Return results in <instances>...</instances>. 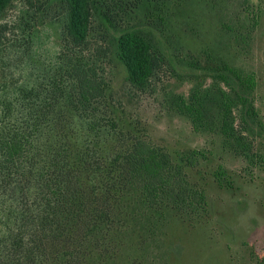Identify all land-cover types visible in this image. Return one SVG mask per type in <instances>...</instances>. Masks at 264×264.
<instances>
[{
	"label": "rangeland",
	"instance_id": "1",
	"mask_svg": "<svg viewBox=\"0 0 264 264\" xmlns=\"http://www.w3.org/2000/svg\"><path fill=\"white\" fill-rule=\"evenodd\" d=\"M107 2L116 6L120 26L152 33L161 65L145 87H135L114 54V33L96 19L82 56L108 84V98L171 154L205 196L192 211L166 210L161 224L145 216L134 220V200H126L127 224L112 240H96L94 264H264V0ZM69 14L66 0H9L1 11L0 136L27 114L24 86L46 68L56 75L64 71ZM221 61L255 74L256 120L244 123L241 106L233 110L240 145L213 128L196 129L175 104L195 90L216 92L219 84L227 89L209 69ZM192 150L199 152L196 160L185 157ZM5 182L0 178V195L12 189ZM10 200L0 196V236L10 226Z\"/></svg>",
	"mask_w": 264,
	"mask_h": 264
},
{
	"label": "trees",
	"instance_id": "2",
	"mask_svg": "<svg viewBox=\"0 0 264 264\" xmlns=\"http://www.w3.org/2000/svg\"><path fill=\"white\" fill-rule=\"evenodd\" d=\"M66 1L64 71L56 75L46 68L24 86L21 106L29 104L27 114L9 122L0 136V178L12 184L0 196L14 199L5 212L10 226L0 236V264H94L96 240H112L127 224L126 200H134V220L145 216L155 224L168 209L192 211L204 203L203 191L108 98V84L82 56L96 19L114 33V54L127 79L142 88L163 60L152 33L120 26L116 6L107 0ZM8 2L0 0V13ZM219 64L209 69L228 90L220 84L216 92L195 90L175 104L196 129L213 128L240 145L233 110L241 106L244 123L256 120L255 74ZM198 153L185 157L193 160Z\"/></svg>",
	"mask_w": 264,
	"mask_h": 264
}]
</instances>
